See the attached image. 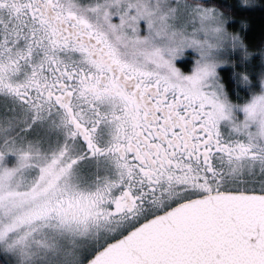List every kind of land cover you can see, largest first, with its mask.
<instances>
[{"label": "snow or ice", "instance_id": "6c2138e0", "mask_svg": "<svg viewBox=\"0 0 264 264\" xmlns=\"http://www.w3.org/2000/svg\"><path fill=\"white\" fill-rule=\"evenodd\" d=\"M0 264H264V0H0Z\"/></svg>", "mask_w": 264, "mask_h": 264}]
</instances>
